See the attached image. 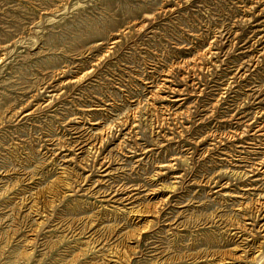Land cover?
I'll list each match as a JSON object with an SVG mask.
<instances>
[{
	"label": "rangeland",
	"instance_id": "374dc122",
	"mask_svg": "<svg viewBox=\"0 0 264 264\" xmlns=\"http://www.w3.org/2000/svg\"><path fill=\"white\" fill-rule=\"evenodd\" d=\"M0 264H264V0H0Z\"/></svg>",
	"mask_w": 264,
	"mask_h": 264
},
{
	"label": "bare ground",
	"instance_id": "6f19581e",
	"mask_svg": "<svg viewBox=\"0 0 264 264\" xmlns=\"http://www.w3.org/2000/svg\"><path fill=\"white\" fill-rule=\"evenodd\" d=\"M116 40H117V39H116ZM206 53H207V52H206ZM209 53H210V52H209ZM201 55H203V54H201ZM206 56H207V55H206ZM101 59H102V58H101ZM101 59H100V60H101ZM200 60H201V59H200ZM197 63H198V62H197ZM193 64H194V63H193ZM187 65H188V64H187ZM192 68H193V67H192ZM201 68H202V67H201ZM188 71H189V70H188ZM202 71H203V70H202ZM199 76H200V75H199ZM166 78H167V77H166ZM186 78H187V77H186ZM79 79H80V78H79ZM82 79H83V78H82ZM78 82H79V80H78ZM161 83H162V82H161ZM167 84H168V83H167ZM163 85H164V83H163ZM157 87H158V86H157ZM162 87H163V86H162ZM159 89H160V88H159ZM156 92H158V91H156ZM161 92H162V91H161ZM159 95H161V94H159ZM154 96H155V97H156V96L158 97V94H157V95L155 94ZM152 97H153V96H152ZM164 98H165V97H164ZM164 98L162 97V98H160V99H162V100L164 101V100H165ZM175 98H176V97H175ZM152 99H153V98H152ZM157 100H158V99H157ZM153 101H154V100H153ZM181 101H182L181 99H177L175 102H181ZM139 103H140V102H139ZM142 105H143V104H142ZM155 105H156V104H155ZM156 107H157V106H156ZM213 107H214V106H213ZM156 109H157V108H156ZM184 114H185V113H184ZM186 114H187V113H186ZM177 115H178V114H177ZM176 117H177V116H176ZM122 118H123V117H122ZM167 119H168V118H167ZM122 125H123V124H122ZM248 125H249V124H248ZM117 127H118V126H117ZM101 134H102V133H101ZM101 134H100V135H101ZM103 134H104V133H103ZM101 136H102V135H101ZM211 136H212V135H211ZM217 139H218V138H217ZM105 140H106V139H105ZM216 141H217V140H216ZM222 144H223V143H222ZM93 145H94V144H93ZM216 145H217V144H216ZM88 146H89V145H88ZM94 146H95V145H94ZM120 151H121V150H120ZM93 153H94V151H93ZM95 160H96V159H95ZM173 160H174V159H173ZM255 165H256V164H255ZM163 167H166V166H163ZM254 168H255V167H254ZM160 171H161V170H160ZM161 172H162V171H161ZM173 185H174V184H173ZM169 189H170V188H169ZM172 189H173V188H172ZM172 189H171V190H172ZM153 192H154V191H153ZM153 192H152V193H153ZM155 192H156V191H155ZM63 196H64V195H63ZM257 202L260 203V201H257ZM157 204H158V203H157ZM261 204H262V203H261ZM261 204H260V205H261ZM141 207H142V206H141ZM145 207H147V206H145ZM155 207H156V206H155ZM158 207H159V205H158ZM140 209H141V208H140ZM140 209H139V210H140ZM144 209H145V208H144ZM148 209H151V208H148ZM154 209H155V208H154ZM142 210H143V209H142ZM142 210H141V211H142ZM132 211H133V210H132ZM125 212H126V211H125ZM138 212H139V211H138ZM157 212H158V211H157ZM130 213H131V212H130ZM140 213H141V212H140ZM140 213H136L135 216L138 215V214L140 215ZM142 215H143V214H142ZM144 215H145V214H144ZM130 216H131V215H130ZM146 216H147V215H146ZM146 216H145V217H146ZM129 218H130V217H129ZM148 219H149V218H148ZM147 221H148V220H147ZM150 222H151V221H150ZM150 222H149L148 225H150ZM146 223H147V222H146ZM146 223H145V224H146ZM140 229H141V228H140ZM148 230H149V229H148ZM139 236H140V235H139ZM30 243H31V242H30ZM128 257H129V256H128ZM255 261H256V260H255Z\"/></svg>",
	"mask_w": 264,
	"mask_h": 264
}]
</instances>
